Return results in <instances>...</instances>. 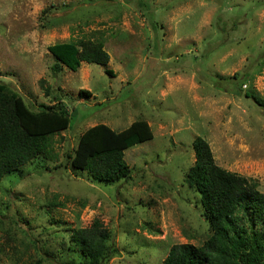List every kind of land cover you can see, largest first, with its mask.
<instances>
[{
	"label": "rangeland",
	"instance_id": "obj_1",
	"mask_svg": "<svg viewBox=\"0 0 264 264\" xmlns=\"http://www.w3.org/2000/svg\"><path fill=\"white\" fill-rule=\"evenodd\" d=\"M102 34L107 67L52 70L49 46ZM0 81L32 110L61 100L76 116L0 184V264H80L55 224L96 218L117 248L104 264H162L174 244L203 245L213 231L185 181L198 136L264 191V107L245 94L264 100V0H0ZM140 119L154 138L125 151L130 179L72 168L88 128Z\"/></svg>",
	"mask_w": 264,
	"mask_h": 264
},
{
	"label": "trees",
	"instance_id": "obj_2",
	"mask_svg": "<svg viewBox=\"0 0 264 264\" xmlns=\"http://www.w3.org/2000/svg\"><path fill=\"white\" fill-rule=\"evenodd\" d=\"M48 50L55 60L54 72L64 67L78 71L83 63L107 67L111 60L103 34L55 43ZM245 94L264 107L260 96ZM80 96L89 99L92 92L83 89ZM74 118L61 100L32 110L21 95L0 81V184L48 151L55 134L68 129ZM153 138L146 120H136L120 131L105 123L96 124L79 137L72 168L87 171L94 180L105 183L128 180L131 167L125 151ZM193 149L195 162L185 173V181L199 194L201 215L213 234L201 246L174 244L162 264H264V191L260 183L219 166L205 138L196 137ZM62 226L55 224L63 231L67 250L80 264H104L117 253L112 231L99 218L88 227L70 231Z\"/></svg>",
	"mask_w": 264,
	"mask_h": 264
}]
</instances>
